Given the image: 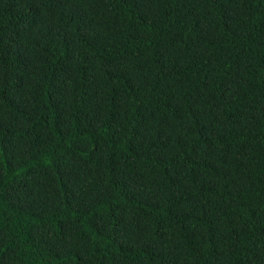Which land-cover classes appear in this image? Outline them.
<instances>
[{"label":"trees","instance_id":"obj_1","mask_svg":"<svg viewBox=\"0 0 264 264\" xmlns=\"http://www.w3.org/2000/svg\"><path fill=\"white\" fill-rule=\"evenodd\" d=\"M0 264H264V0H0Z\"/></svg>","mask_w":264,"mask_h":264}]
</instances>
